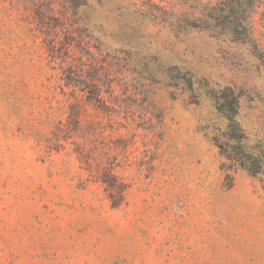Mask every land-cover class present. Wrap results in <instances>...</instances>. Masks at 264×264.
<instances>
[{"label": "rangeland", "instance_id": "1", "mask_svg": "<svg viewBox=\"0 0 264 264\" xmlns=\"http://www.w3.org/2000/svg\"><path fill=\"white\" fill-rule=\"evenodd\" d=\"M85 1L0 0V264H264V166L214 142L230 87L264 165V0L242 43L217 0Z\"/></svg>", "mask_w": 264, "mask_h": 264}, {"label": "trees", "instance_id": "2", "mask_svg": "<svg viewBox=\"0 0 264 264\" xmlns=\"http://www.w3.org/2000/svg\"><path fill=\"white\" fill-rule=\"evenodd\" d=\"M262 2L263 0H217L214 5L205 4L201 7L199 17L195 19L201 25L193 26V28L210 32L219 30V35L226 33L232 42H246L250 39V16L253 10ZM64 3L72 11L87 6L85 0H64ZM42 9L37 10V18L45 32L48 29L46 26L49 27V22L45 21H50V19ZM44 35L49 38L48 33H44ZM49 48L48 52L53 61L62 66L64 62L59 60L60 57H57L56 47L50 43ZM63 80L68 84L75 82L69 75H65ZM215 100L217 110L227 121V130L223 133L225 141L220 143L218 137L214 139L221 155L253 175L261 173L264 165L258 156L251 155L246 150L245 135L236 119L240 105V95L232 88L227 87L219 91Z\"/></svg>", "mask_w": 264, "mask_h": 264}]
</instances>
